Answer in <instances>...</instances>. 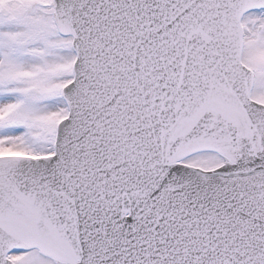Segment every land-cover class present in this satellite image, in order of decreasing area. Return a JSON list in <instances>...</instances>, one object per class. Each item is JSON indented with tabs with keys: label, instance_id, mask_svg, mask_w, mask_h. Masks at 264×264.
<instances>
[{
	"label": "snow or ice",
	"instance_id": "1",
	"mask_svg": "<svg viewBox=\"0 0 264 264\" xmlns=\"http://www.w3.org/2000/svg\"><path fill=\"white\" fill-rule=\"evenodd\" d=\"M0 264H264V0H0Z\"/></svg>",
	"mask_w": 264,
	"mask_h": 264
}]
</instances>
